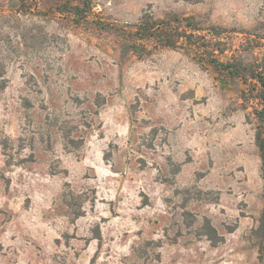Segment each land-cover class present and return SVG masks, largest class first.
<instances>
[{
  "label": "rangeland",
  "instance_id": "374dc122",
  "mask_svg": "<svg viewBox=\"0 0 264 264\" xmlns=\"http://www.w3.org/2000/svg\"><path fill=\"white\" fill-rule=\"evenodd\" d=\"M78 1L0 0V264H264L258 80L125 36L194 17L264 75V0Z\"/></svg>",
  "mask_w": 264,
  "mask_h": 264
},
{
  "label": "trees",
  "instance_id": "16d2710c",
  "mask_svg": "<svg viewBox=\"0 0 264 264\" xmlns=\"http://www.w3.org/2000/svg\"><path fill=\"white\" fill-rule=\"evenodd\" d=\"M91 5V0H79L72 6L70 10L74 14L87 16V8ZM210 30L219 33L218 27L215 25L209 26ZM201 27L196 23L194 17H180L172 15L165 18L155 19L153 16L143 14L140 21L136 24L133 32L127 33L125 36L131 39L130 47L138 55L142 56L146 53V42L153 41L160 47H181L182 43H187L191 48L196 46L203 49V58L209 61L220 72L227 73L231 79L242 78L245 81L249 77L258 80L260 86L256 93V98L260 103V107L256 110L258 117V126L256 130V142L260 150L262 159V170L264 175V75L263 72L257 69L252 64H245L239 60H229L227 62L220 60L216 56V52L223 53L224 48L219 47L221 41L215 42L217 47L205 45L202 35L196 33ZM125 34V33H123ZM261 229H264V209L261 216ZM211 240H214L211 237Z\"/></svg>",
  "mask_w": 264,
  "mask_h": 264
}]
</instances>
